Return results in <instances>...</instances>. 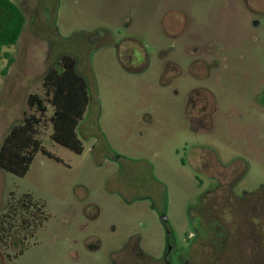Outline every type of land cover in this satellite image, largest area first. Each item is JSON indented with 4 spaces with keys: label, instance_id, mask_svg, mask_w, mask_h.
<instances>
[{
    "label": "rangeland",
    "instance_id": "1",
    "mask_svg": "<svg viewBox=\"0 0 264 264\" xmlns=\"http://www.w3.org/2000/svg\"><path fill=\"white\" fill-rule=\"evenodd\" d=\"M11 1L26 23L16 45L0 54V145L21 121L27 96L42 92V76L63 54L75 58L87 80L89 104L76 128L81 154L54 142L46 123L38 135L46 155L38 152L24 177L0 169V214L13 193L16 198L30 194L45 204L49 215L31 238L0 245V264H127L126 250L115 251L132 234L141 236L145 253L158 255L163 233L146 197L151 195L161 207L163 188L152 174L166 188L167 216L182 239L186 210L199 191L189 165L195 145L214 148L223 161H248L247 187L264 182V113L248 115L264 111L237 100L239 75L231 74L236 70L212 72L203 81L190 77L188 39L178 43L169 26L185 23L186 36L196 27L200 57L206 58L210 40L216 43L217 31L242 52L249 50L246 60H252L254 50L264 67V23L253 49L242 29L247 21L239 11L242 0ZM3 53L13 60L8 67ZM222 56L224 65H239L237 54L226 50ZM173 62L183 67L174 80ZM165 63L169 70L162 74ZM217 74L226 80L218 83ZM195 85L214 89L223 106L245 117L220 122L210 135L193 133L185 105L186 93ZM51 113L48 109L47 116ZM205 258L210 264L224 263L208 254Z\"/></svg>",
    "mask_w": 264,
    "mask_h": 264
},
{
    "label": "flooded vegetation",
    "instance_id": "2",
    "mask_svg": "<svg viewBox=\"0 0 264 264\" xmlns=\"http://www.w3.org/2000/svg\"><path fill=\"white\" fill-rule=\"evenodd\" d=\"M239 11L247 19L246 26L242 29L247 30L245 37L254 49L258 42V30L264 23V0H242ZM169 26L178 43L188 39L191 61L187 70L190 77L195 81H203L210 79L212 72L223 73L227 70L229 73L228 70H236L231 74L239 75L237 100L249 101L256 110L264 111V67L260 65V57L254 50L250 53L252 56L247 54L252 57V62L246 60L244 53L249 50L242 52L237 43L227 41V34L214 31L216 43L210 40L212 47L206 44L204 48L206 58L200 57V48L196 46V27L193 35L186 36L185 23L178 20ZM226 50L237 54L238 67L236 65L230 68L223 64L226 58L222 54ZM137 55L140 59L139 54ZM167 64L165 63L162 74L169 70ZM170 69L173 71V80L183 73V67L178 62L171 63ZM226 78L217 74L215 80L220 83ZM186 101L185 115L195 134L210 135L220 122H227L233 116L239 120L245 117L241 111L233 115L231 107L223 106L221 96L205 85L190 87L186 93ZM262 113L264 112L253 110L248 115L259 118ZM197 150L202 152L197 155ZM205 150L208 155L203 152ZM193 151L189 165L199 191L186 210L187 231L183 238H177L168 219L166 188L152 174L154 182L163 188L161 207L157 206L151 195L146 197L163 233L160 252L156 256L145 253L141 247V236L132 234L129 242L115 253L126 250L127 264H210L211 261L205 258L206 254L216 261L224 262L223 264H239L245 259L248 264H264V182H259L252 188L245 185L249 162L241 157L223 161L214 148L206 145H195ZM89 247L96 249L98 246ZM257 251L259 256L256 257Z\"/></svg>",
    "mask_w": 264,
    "mask_h": 264
},
{
    "label": "trees",
    "instance_id": "3",
    "mask_svg": "<svg viewBox=\"0 0 264 264\" xmlns=\"http://www.w3.org/2000/svg\"><path fill=\"white\" fill-rule=\"evenodd\" d=\"M25 23V15L15 3L0 0V54L4 48L16 45ZM3 55L8 67L13 60ZM41 89L40 94L27 96V110L21 121L9 129L0 145V169L16 177L25 176L38 152L46 155L38 139L40 127L46 123L52 127L50 138L54 142L76 154L84 150L76 128L89 104L88 82L78 72L75 58L62 55L42 76ZM48 109L52 111L49 117ZM48 216L45 204L30 194L16 198L10 193L0 214V245L7 240L11 244L31 238Z\"/></svg>",
    "mask_w": 264,
    "mask_h": 264
},
{
    "label": "crops",
    "instance_id": "4",
    "mask_svg": "<svg viewBox=\"0 0 264 264\" xmlns=\"http://www.w3.org/2000/svg\"><path fill=\"white\" fill-rule=\"evenodd\" d=\"M3 52V51H2ZM0 58H1V55H0ZM2 73H4V70H2Z\"/></svg>",
    "mask_w": 264,
    "mask_h": 264
}]
</instances>
